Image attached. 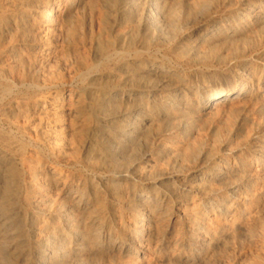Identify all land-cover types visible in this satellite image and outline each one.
<instances>
[{
	"label": "bare ground",
	"instance_id": "6f19581e",
	"mask_svg": "<svg viewBox=\"0 0 264 264\" xmlns=\"http://www.w3.org/2000/svg\"><path fill=\"white\" fill-rule=\"evenodd\" d=\"M210 1L0 0V116L12 127L9 134L0 130V185L15 165L30 180L25 215L17 198L0 189V264H89L97 255L113 253L128 260L122 264L143 262L156 243L159 211L196 225L193 253L175 258L194 264L209 250L206 221L219 213L226 219L237 211L246 215L245 205L256 199L260 184L254 171L264 169V129L257 131L262 152L257 161L235 166L231 159L202 154L193 168L178 170L189 156L188 148L181 149L184 140L172 147L162 140L175 130L174 121L257 96L249 89L256 81L264 89V53H256L264 45V4L217 0L220 8L240 14L224 23L203 15ZM81 9L90 13L89 21H81L84 29L94 19L101 28L85 39L87 54L74 67L84 94L67 87L50 94L41 78L59 66V53H70L65 29ZM172 42L171 55L184 64L221 61L223 50H232L225 67L235 70L237 81L226 87L194 85L192 74L152 54ZM24 87L35 95L4 103ZM164 161L168 168L158 169ZM74 165L98 174H74ZM206 194L205 203H195ZM189 200L197 206L188 214L181 201ZM6 204L10 210L4 213ZM118 209L132 218L118 215ZM221 228L225 236L227 229ZM165 240L157 241L167 245Z\"/></svg>",
	"mask_w": 264,
	"mask_h": 264
},
{
	"label": "rangeland",
	"instance_id": "374dc122",
	"mask_svg": "<svg viewBox=\"0 0 264 264\" xmlns=\"http://www.w3.org/2000/svg\"><path fill=\"white\" fill-rule=\"evenodd\" d=\"M245 1H248L251 4L259 2L264 4V0ZM210 2H212L211 4H209L210 6L204 7V9L201 10L204 13L203 15H206V18L211 15H215L219 19H217L218 21L230 23L235 21L237 16H240V14L234 15V12L231 8H220L219 5H217V0H211ZM233 2L235 4L237 2H240V0H233ZM212 5L216 6L213 7ZM82 11H84L85 13ZM242 12L243 11H241L240 13ZM89 16L90 13L85 9L73 12L71 17L72 21H70V24H68L65 29V32L68 34L66 35L65 33V36H68L67 42H69L68 44L70 45V53L67 55L64 53H59V58L57 57V61L59 60V62H57L59 66H56L57 64H55V72L52 71V73H50L51 75L49 73H45L47 75H43L44 77L42 76L41 78V80L46 79L45 81H43L46 83L48 93L54 94L67 87L74 88L80 93L84 94L85 87L82 83L81 75L74 73V67L78 64V62L82 60L84 55L87 54L86 49L84 48L85 39L91 38L95 35H99L101 30V28H99L100 23L97 19L93 20V25L91 24V26H88L89 28L91 27L90 29L88 27L87 29H84L81 26V21H89ZM210 25L211 23H207L205 26L209 27ZM87 31H89L90 35ZM172 48L173 42L172 44L168 43L165 48H153L152 54L155 55L159 60L164 61L166 66H171L173 67V69H177L176 71L180 73L187 72L188 74H192V82L194 85L206 82L209 84L210 87H226L227 85L233 84L237 81L236 77H234L233 75V72L235 70H232V72L228 69V67H225L232 58V50H229V52L227 50H223L221 54L223 58L221 61H215V58H213L205 63L191 62V64H184L171 55L170 52ZM257 49L258 51L256 53H264V45H258L256 50ZM82 53L85 54L82 55ZM229 53L231 55H228ZM225 55H227L228 57ZM73 62L75 64H72ZM260 75L261 74H259V76ZM256 83L254 85L249 86V89L251 88V92L256 91V95L259 93L257 96L251 95L235 99L233 101L223 103L215 107L214 109H212L211 113L199 114L198 112H195L194 116H190V119L186 117L180 118V120L178 121H174L175 130L165 136L163 135L162 140L168 146L171 147L178 141H182V139L184 140V145L181 144V149L182 151H184L188 148L189 156L188 159L184 162L183 166L179 167L178 170L186 171L190 168H193L196 160L202 154L206 155L208 158L216 160L231 159L229 163L232 166H235L237 162L241 160L248 161L254 160L255 158H259V156L262 154L260 148H258L261 145L259 143L261 139L257 140L256 137L258 135L257 131L260 129H264V89L261 88V90H259L258 81H256ZM15 94H17V97L12 96L10 99H7L4 103L8 105L10 103H13L15 105L18 99L20 100V98L24 97H33L35 95V92L33 90H30L28 87H24L22 89H17L15 91ZM21 94L23 95V97H20L22 96ZM0 128H2L3 130H0L6 134H9L12 131V127L2 116H0ZM233 154H235V156ZM256 159L254 161H257ZM167 162L168 161L159 162L158 169H167L168 166L166 167V165L169 164V162ZM75 166L76 165L72 166L70 169V171L74 174H98L97 170L84 171L82 167L78 165L76 167ZM21 169L22 167L20 165H15V167H11V169H9L10 173L5 172L7 178L5 177L4 179L6 183L5 181L1 180V183L3 185H0V189L3 191L5 197H8L9 195H14L15 198H17L19 207L25 215L26 213H28L29 209V207L25 203V199L29 191L27 186L30 180L21 175ZM259 169L261 170H258L257 168L254 171V175L256 178V182L260 183H258L260 189H257L256 199L248 202L245 205L247 208L246 215L240 211H237L235 212L233 219H226L222 215L220 216L221 213H219L215 216V219L214 217H211L209 221H206L203 224L205 226L204 231L211 235H208L207 238L209 239L207 241H209L210 243L207 241L205 243L207 249L209 250L205 253V256H203V258L199 259L194 264H264V169L260 167ZM148 170L150 171L151 169L149 168ZM155 170L152 169L151 172H155ZM216 188H218L219 190V187L217 185H215L214 189L216 190ZM10 189H12L13 191H10ZM208 197V195H202L195 201V203H203L204 201H207ZM160 201H162V199L158 200L159 203ZM195 203L190 200L187 202L181 201L182 209L184 208L183 210L185 211H195L194 208L197 206ZM172 204L173 203H170L168 208L172 207ZM185 206L187 207V209H185ZM7 210H10L8 204L3 207V212L7 213ZM188 211V214L192 213ZM122 212H124V215H127H125L127 218H132L130 212L128 213V211H122V209H118V215H121ZM157 214L158 216L156 215V227L158 228L155 227L156 230L154 229V232L156 233V243H154L150 249L148 256L149 258H147L146 261L137 262L136 264H178L179 262H177V260L175 259L178 254L183 253V255L188 256V254L193 253V251H190V246L191 243L193 244L192 239L198 232V229L196 225L193 224L192 220L184 221L183 219L178 218L175 221H172L170 220V217L167 216L168 213L166 211H159L157 212ZM190 216L191 214L189 215V217ZM221 226H224L227 229L225 236H223L222 234L223 230ZM163 238L166 239V242L168 241L167 245H161L162 243L160 244V242L158 243V241L163 240ZM217 242H219V244ZM182 244L184 247L182 246ZM109 256L108 254H100L99 256L97 255L96 257L89 259L87 263L92 264L94 262L93 264H122L123 262L128 261L127 259L121 257L118 253L116 256L114 255V253L113 255L109 254ZM173 258L175 259V261H173ZM93 259L95 260L93 261ZM118 260L120 261L118 262ZM158 260L162 262H158Z\"/></svg>",
	"mask_w": 264,
	"mask_h": 264
}]
</instances>
